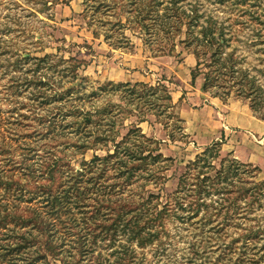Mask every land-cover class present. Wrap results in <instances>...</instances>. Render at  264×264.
I'll use <instances>...</instances> for the list:
<instances>
[{
	"label": "rangeland",
	"instance_id": "374dc122",
	"mask_svg": "<svg viewBox=\"0 0 264 264\" xmlns=\"http://www.w3.org/2000/svg\"><path fill=\"white\" fill-rule=\"evenodd\" d=\"M128 2L0 0V151L9 152L0 154V170L10 171L6 164L20 165L18 162L24 159L35 163L39 155L45 154V149L79 169L82 160L90 161L95 155L104 157L109 150L113 152L111 142L97 143L95 149L85 154H80L75 147L98 141L96 136L105 137L110 128L107 123L113 120L116 121L113 135L119 134L118 141L131 128L139 127L144 135L159 142L165 157L173 159L168 163L166 182L156 189L148 187L159 193L165 203L176 191L189 162L213 143L221 144V157L214 163L218 168L225 157L247 163L240 156L250 153L264 156V135H251L242 127L231 126L240 124L238 116L243 113L264 124L251 112L249 102L237 98L235 93L227 97L222 89L216 90L218 97L214 96L215 91L204 93L203 75L192 82L198 59L192 48L184 44L185 33L174 39L146 36L135 22L136 14L129 12ZM180 5L188 11L197 7L200 25L211 23L218 33L223 29L227 40L224 56L233 54L238 67L264 83L261 74L264 71V0H182ZM44 57L46 62L39 66L37 60ZM25 79H39L42 86L26 83ZM112 83L166 85L175 105L174 119L160 117L169 123L167 127L157 116L139 109L140 105H128L124 91L100 90ZM55 92L62 93L63 99L45 104L43 93ZM105 107H110L114 114L100 118V111ZM86 113L99 121L97 129L93 125L91 129L86 128L93 134L90 139L84 138V133L75 132L78 127L85 129L80 122ZM177 118L181 120V130L172 125ZM50 127H53L51 132ZM257 180H264V169ZM33 205L41 206L40 203ZM256 209L243 225L264 233V208L259 210L256 206ZM194 221L197 220L169 222L170 238L164 239L162 245L137 248L138 259L142 264H222L217 258L218 250L231 238L223 235L219 239L211 232L215 245L212 249L216 253L196 259L193 244L202 246L208 240L207 230L214 225L200 229V224H193ZM261 238L259 243L248 245L253 244L258 247L255 251H260L264 234ZM247 252L253 253L252 249ZM190 259L195 262L190 263Z\"/></svg>",
	"mask_w": 264,
	"mask_h": 264
},
{
	"label": "trees",
	"instance_id": "16d2710c",
	"mask_svg": "<svg viewBox=\"0 0 264 264\" xmlns=\"http://www.w3.org/2000/svg\"><path fill=\"white\" fill-rule=\"evenodd\" d=\"M181 2L129 0L128 4L146 36L174 39L185 33L183 42L198 59L192 82L203 75L204 93L215 91L216 97L218 89L227 97L235 93L249 102L257 119L264 121V83L238 67L233 54L224 56L227 40L223 29L218 33L211 23L200 25L197 7L188 11ZM45 62L46 57L37 60L39 66ZM202 66L206 72L200 70ZM261 74L264 77V71ZM25 81L42 86L39 79ZM100 90L124 91L128 105H140L139 109L157 116L167 127L169 123L160 117L166 115L168 121L175 117L171 91L164 84L112 83ZM43 94L45 104L63 99L62 93ZM100 113L101 118L114 111L105 107ZM180 121L177 118L172 125L181 130ZM115 122L107 123L110 128L105 137L96 136L98 141L75 146L80 154L95 149L97 143L111 142L114 147L104 157L82 160L79 169L45 149L35 163L24 159L20 165L6 164L10 171L0 170V264H142L137 250L162 245L169 239V222L195 219L193 224H200V229L214 225L207 230L208 240L202 246L193 244L196 259L216 253L212 249L214 232L219 239L223 235L231 238L218 250L222 264H264V245L260 250L263 254L255 251L257 246L248 245L259 243L263 231L243 225L257 211L256 206L264 208V180H257L259 167L226 157L221 159L220 168L216 167L221 144L213 143L189 162L176 191L165 203L148 187L156 189L166 182L168 163L173 159L165 157L159 142L144 135L139 127L131 128L118 141L119 134L113 135ZM80 123L85 129L78 127L75 132L92 138L86 128L93 125L97 129L99 121L86 113ZM0 154L9 152L2 149ZM33 203L41 206H31Z\"/></svg>",
	"mask_w": 264,
	"mask_h": 264
},
{
	"label": "crops",
	"instance_id": "0c3cea01",
	"mask_svg": "<svg viewBox=\"0 0 264 264\" xmlns=\"http://www.w3.org/2000/svg\"><path fill=\"white\" fill-rule=\"evenodd\" d=\"M237 122H240V126L238 125H231L233 127H242L245 129L247 133L252 134H260L264 135V132L261 131L263 129L264 124L256 120L253 116L243 113L241 116H238ZM263 127V128H262ZM262 152L264 153V148H262ZM241 155V154H240ZM242 159H244L245 162L249 164H253L257 167H259L261 170L264 169V156L260 153L253 154L250 153L247 156H240Z\"/></svg>",
	"mask_w": 264,
	"mask_h": 264
}]
</instances>
